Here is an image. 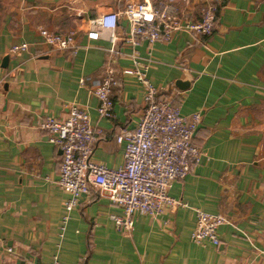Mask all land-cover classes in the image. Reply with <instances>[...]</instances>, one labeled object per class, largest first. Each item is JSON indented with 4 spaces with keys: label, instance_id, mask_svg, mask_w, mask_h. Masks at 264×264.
<instances>
[{
    "label": "crops",
    "instance_id": "crops-1",
    "mask_svg": "<svg viewBox=\"0 0 264 264\" xmlns=\"http://www.w3.org/2000/svg\"><path fill=\"white\" fill-rule=\"evenodd\" d=\"M127 1L140 0H0V264L54 257L59 264H264V0H220L208 36L181 29L167 41L131 46L119 15L115 28L87 37L93 18ZM169 1L199 18L197 0ZM39 28L74 30V47L50 48ZM20 42L27 49L9 52ZM133 50L159 96H172L183 114L200 110V162L171 183L168 194L179 204L156 216L135 213L128 235L109 218L121 208L91 188L59 237L68 194L56 184L60 151L38 123L64 116L72 103L86 108L101 129L91 161L120 166L123 144L115 136L134 127L143 106L142 86L122 71ZM108 66L118 79L111 118L98 116L90 91ZM197 209L228 220L216 229L219 245L190 239Z\"/></svg>",
    "mask_w": 264,
    "mask_h": 264
},
{
    "label": "built area",
    "instance_id": "built-area-1",
    "mask_svg": "<svg viewBox=\"0 0 264 264\" xmlns=\"http://www.w3.org/2000/svg\"><path fill=\"white\" fill-rule=\"evenodd\" d=\"M199 18L184 17L179 7L169 0L127 1L120 10H111L91 20L86 35L97 38L102 29H113L119 15L129 23L126 41L135 46L140 41L148 43L167 41L176 30L199 34L211 33L218 17L220 0H197ZM40 40L55 50L74 47V30H38ZM27 42L12 44L9 52L25 50ZM132 66L124 73L133 74L143 89V106L132 128L122 127L115 136L123 144V163L116 168L91 161L92 144L101 129L91 124L86 108L75 103L69 105L62 117L44 116L38 123L46 133L48 142L60 151L56 184L68 194L63 201L59 237H62L71 210L81 195L95 188L111 204L121 208V215H109L115 228L128 235L133 229L135 213L156 216L166 206L179 204L169 196L168 189L175 180L183 179L201 159V151L194 135L201 121L200 110L188 114L180 112L172 96H159L158 89L147 76L145 65L140 66L135 50L131 53ZM118 83L115 70L108 66L101 78L90 86L96 98V112L100 117L113 116L112 88ZM195 226L190 233L194 243L204 240L219 245L216 229L228 222L221 214L195 210ZM10 251V249H8ZM50 264H59L56 258Z\"/></svg>",
    "mask_w": 264,
    "mask_h": 264
},
{
    "label": "water",
    "instance_id": "water-1",
    "mask_svg": "<svg viewBox=\"0 0 264 264\" xmlns=\"http://www.w3.org/2000/svg\"><path fill=\"white\" fill-rule=\"evenodd\" d=\"M6 60H7V56H4L3 59H2V61H3V65L6 64ZM175 83H176V85H177L179 88H185L186 85H187V82H182V81H180V80H177Z\"/></svg>",
    "mask_w": 264,
    "mask_h": 264
},
{
    "label": "trees",
    "instance_id": "trees-1",
    "mask_svg": "<svg viewBox=\"0 0 264 264\" xmlns=\"http://www.w3.org/2000/svg\"><path fill=\"white\" fill-rule=\"evenodd\" d=\"M218 11H219V10H218ZM215 23H216V21H215ZM214 26H215V24H214ZM214 26H213V29H214ZM213 29H212L211 33L213 32ZM211 33L207 34V36L210 35Z\"/></svg>",
    "mask_w": 264,
    "mask_h": 264
}]
</instances>
